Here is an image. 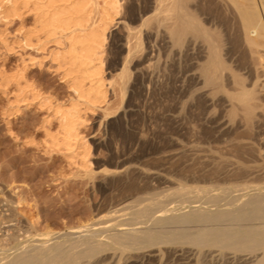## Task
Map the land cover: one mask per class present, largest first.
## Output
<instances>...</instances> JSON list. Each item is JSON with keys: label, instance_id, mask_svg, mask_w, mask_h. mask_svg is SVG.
Segmentation results:
<instances>
[{"label": "rangeland", "instance_id": "1", "mask_svg": "<svg viewBox=\"0 0 264 264\" xmlns=\"http://www.w3.org/2000/svg\"><path fill=\"white\" fill-rule=\"evenodd\" d=\"M97 1L102 3V0ZM118 1L119 11L108 34L103 53L102 70L106 79L103 88L106 91L107 102L95 107L89 104L81 105L84 121L79 130L83 141L81 147H75L73 151L66 150L63 146L49 144L51 141L49 134L58 130L54 107L59 103H67L72 95L65 81L69 78H63L64 68H58L57 63L46 54L52 48V44H48L47 52L24 46V37H28L31 30H35L31 5L28 7L19 5L20 16L10 14L8 7L4 8L6 12L0 9V214L2 215H0V221L2 220L0 226L6 224L7 228L11 227L9 226L12 223L11 218L17 216V207H19L17 196L20 197L17 199L25 200L27 210L29 209L28 214H31L35 222L33 224H36L34 229L30 228L29 237L35 238L38 234L45 233L48 237L54 238L69 229L65 228L66 225L70 228L83 227L90 221H96L98 217L101 220L102 214L120 215L123 212L116 211H120L122 206L129 207L136 204L138 198L140 200L144 198L143 195L149 197L166 192L168 188H175L176 183H182L179 180H185L187 176L185 182L188 181L189 184L190 175L206 177L209 174L208 176L218 177L220 174L222 177L227 173L232 175L235 170L239 171L245 165L248 166V161L251 165L264 161V150L262 151L264 117H259V120L250 124L253 128L249 125L247 129L239 124V118L231 117L234 125L231 124L230 127L232 121L224 111L222 92H219L221 95L218 93L219 97L216 95L215 98L214 94L210 97V90L203 88L196 76L199 65L206 59L208 41L214 34L220 35L222 43L224 42V48L222 46L224 57L231 56L234 67H240L242 71L250 61L245 48L246 39L254 41L257 44L255 49L258 51L263 50L264 0H225V2L222 0V3L218 2L219 0H188L187 5L192 9L184 10L192 13L198 31L193 35L191 30H186L181 42L174 36L171 39L175 42L169 39L170 33L166 36L169 28L177 24H175L177 19L175 18V21L173 17L181 11L175 7L178 0H168V2L165 0L167 5L162 7L165 9H155V0ZM164 13H167L168 18L172 17L171 23H168L170 22L168 18L163 20L166 15H163L164 18L161 16ZM157 15H160L159 19ZM166 21L169 28L165 27V29L168 31L161 28ZM127 25L134 28L131 29L134 33L131 32L130 41L137 36L136 43L139 42V45L134 43L135 40L131 42L134 52L131 49V54L128 55L123 44L127 33L124 29ZM133 43L136 45L133 46ZM137 46L138 48L135 49ZM122 67L125 71L121 72ZM16 74H22L19 75V81L11 78ZM221 116L226 117L221 119ZM220 125H224L223 128ZM250 131H254L253 135ZM261 135L262 137L258 138ZM240 137L241 140L243 138V142H239ZM245 138L250 141L249 145L253 144L258 148L256 150V147L250 145L256 152L261 153L262 160L257 158L256 154L236 151V144L247 143V139L246 143L244 142ZM252 138L255 143L251 141ZM193 140L195 144H202L200 145L202 148L206 145L204 147L206 150L216 149V153L209 151L214 152L211 153L213 155H220L223 152L226 159L216 158L218 161H224L218 166L219 162L214 159V162L213 160L199 162L190 152L186 154L180 151L185 143L189 144ZM223 145L228 146V149L232 146L233 148L230 150L226 148L227 152L229 151L227 153ZM227 154L232 156L229 157ZM234 157L237 161L242 158L239 164L244 166L238 167V164L236 167L239 169L228 167L231 158L236 161ZM253 160L255 163L252 162ZM85 161L90 162V167H82ZM186 162L191 164L187 165ZM197 162L198 165L193 167ZM210 163H214L211 168ZM204 167L206 171L203 170ZM192 168H197L196 172L193 173ZM215 168L217 171L214 170ZM115 170L118 172L116 173ZM176 176H180L181 179ZM9 186L12 190H7ZM14 189L19 193L16 194ZM130 190L132 191L129 193ZM10 193L11 195H7ZM138 193H141L140 196ZM18 194L25 195V199L21 198L23 195ZM11 196L10 200L14 199V204L12 201L9 203L14 209L11 210L12 212L7 202V198ZM132 199L134 202H131ZM126 200L130 203L127 204ZM33 208L34 210L30 212ZM5 209L8 214L5 213ZM5 217H10L8 222L5 221L7 220ZM21 219L24 221L23 218ZM42 226L45 227L44 230ZM4 228L5 225L0 227V234L3 233ZM152 234L160 240L152 239L151 244L148 243L150 245L140 244L142 249L137 245L128 248L104 241V244L97 245L94 250L80 255L81 257L75 262L68 264H245L241 254L249 252L240 251L237 246H207V244L200 246L199 240L193 237L181 241L171 239L170 236L157 231ZM76 240L78 237L70 235L61 241L62 247H70ZM115 251L118 254L117 252L115 254ZM233 252L236 253L234 258ZM4 253L0 251V254L4 255ZM253 253L261 256L262 251L255 250ZM259 264H264V259Z\"/></svg>", "mask_w": 264, "mask_h": 264}, {"label": "bare ground", "instance_id": "2", "mask_svg": "<svg viewBox=\"0 0 264 264\" xmlns=\"http://www.w3.org/2000/svg\"><path fill=\"white\" fill-rule=\"evenodd\" d=\"M166 1L168 2V0ZM220 1L222 3V0H219L218 2ZM187 2L188 0H178L177 5H175L177 9L181 10L179 12L177 11L178 13L176 14L175 17H173L175 21L177 19V21L175 22V24L177 23L176 26L172 25V27L170 28L167 27L168 26L167 22L170 21L168 23H171L172 17L168 18L169 16L167 17V13H164L161 16L162 18H164L163 15H166L163 20L168 18L167 19L168 21L165 22L166 26L164 24L163 26H161V28L163 27L165 29V27H167L170 29L169 31L165 29L166 31H168L166 36L167 35L169 36V33L172 35V36L170 35L169 39L173 38L174 36L177 38V40L181 42L184 33L188 29L191 30L193 35L197 34L198 26L193 22L192 13H188L186 10H184V9H192L187 5ZM223 2H225V0ZM154 4L156 5V6L154 5L155 9H160L163 7V5L165 7L166 3L165 0H155ZM223 4L225 5V3ZM19 5H21L22 7H28L31 5L33 8L32 11L34 12L35 30L33 31L31 30V33L28 35V37L26 36L24 37V42H25L24 46L33 47V48L35 47L37 50L46 51L48 50L47 49L48 44H52L51 45L52 48L50 47L51 49H49L48 53L46 54L48 55V57L51 58L52 61L57 63L58 68L59 67L64 68L63 69L64 71L62 72L63 78L64 77L65 79L66 77L69 78L68 80L65 81L67 82V87L71 90L72 95L70 99L68 98L69 100L67 103L64 104L59 103L56 104L54 107V116L56 117L58 122V126H57L58 130L53 134H49V137L51 139L49 144H52L57 147L63 146L66 148V150H72L73 148L79 146L81 147V142L83 141V138L80 135L81 133L79 129L84 121L83 119L84 115L82 114L83 109L81 105L89 104L90 106L95 107V106H99L104 102H107L106 101L107 95H106V91L104 90L105 88L104 82L106 79L103 76V70H102V64L104 59L103 53L105 51L104 47L108 34L110 33V30L112 29V26L115 23L116 16L119 11L118 10V8L120 7L119 1L102 0V3H98L97 0H0V9L3 10V12L5 10L6 12V9L4 8L8 7L9 10L8 12H10V14L12 13L13 16L21 15V13H19L20 11V9L18 8ZM159 17L160 15L158 16V19ZM155 23L158 26L156 21ZM123 28H125V26ZM131 29L134 30V28L133 27L130 28L129 25H127L126 28L124 29L127 32L124 36L125 40L123 43L125 44V47L127 49L126 55L131 54V51L133 50L131 42L132 41L134 42L135 40L134 43H136L137 41L136 40L137 36H134V34L133 36L135 39L133 40L131 39L132 41H130V34L134 33ZM33 40L35 41L34 43ZM171 40L174 41V39ZM179 41L177 42L179 43ZM134 43L133 46H135L136 44L139 45V42L136 43L135 45ZM223 43L220 39V35L214 34L212 36L211 40L208 41V44L206 46V59L203 63L199 65L198 73L196 76L202 87L208 88L210 90L209 91L210 97L213 94L214 97L216 95L218 96V93L222 92L224 96L223 107H224V111L226 112V116L229 117L228 119H231V117H233V119L239 118L238 119L239 124L240 125L242 124V127L244 125V128L246 127L245 129H247L249 128L247 126H249L250 124L252 125V123L255 120H259L260 119L259 117H264V48L263 50L258 51L257 49H255V45L257 44L254 41H251V39H246L245 48L248 52L249 55L248 59L250 61L248 60L249 63L243 67V71H242V68L234 67V64H232L233 60L231 56L224 57V52L222 49ZM137 48L138 46L135 47V49ZM221 50L223 55L221 53ZM123 70L124 67H122L121 72ZM19 75L22 76V74H16L15 76H13L14 78L13 77L11 78L17 79L16 81H19L18 79L20 78ZM12 79L8 78V80H12ZM191 93L193 94V91ZM219 95L221 94L219 93ZM211 99L212 98H210V100ZM179 114L180 112L178 113V115ZM226 116H221L222 117L221 119H224L223 117ZM235 116H239V117H235ZM228 121L230 122V120ZM231 121L232 122H230V127L231 124L234 125L233 122L234 120L231 119ZM229 122H226V124H229ZM223 126L220 125L221 128H223ZM193 128L196 129L195 127ZM240 129L243 130V128ZM240 129L239 131H241ZM248 131L249 129L246 130V133ZM191 132L193 131L191 130ZM251 132H252L251 135H253L254 131H250V133ZM247 136L248 135L246 134V137ZM261 137L262 135L259 136L258 138ZM236 139L238 140V137H236ZM239 139H240L239 142L243 140V138L241 140V137ZM246 139L247 138L244 139V142L246 141ZM253 140L254 139L252 138L251 141ZM230 141L232 142V140ZM248 142L250 143V141L247 139V143L245 142L246 144L244 145L243 143H241L242 145L236 144L235 147L236 151L246 154H256V157L260 158L261 153L259 151L256 152L253 149V147L256 146L250 144L253 146L252 147L248 144ZM226 143L229 144L228 142ZM185 144L181 147L182 149L180 151L184 153L186 152V154L187 152H190L199 162L203 160L205 161L210 160L211 162V160L213 159L216 161H218V159L219 160L224 158L226 159L225 157L226 155H224L223 152H221L223 155L222 154L213 155L211 153L214 152L210 153L209 151L210 150L215 151L216 149L206 150L204 149L206 145H204V147L202 148V146H200L202 144L200 145H198V143L195 144L194 140L191 143L189 142V144L186 145ZM227 147L228 146H225L224 150H226ZM230 148H233V146L227 149L230 150ZM256 150H258L257 147ZM263 150L264 149H262V151ZM218 151H220V149H218ZM219 153L217 152V154ZM227 153H229V151ZM231 153H233V151ZM230 155L232 156V154ZM230 155L228 156L230 157ZM232 158H231L232 162L230 161L229 163L228 161V164H230V166L227 164L228 167L232 168L231 166H233L235 168L236 166H238L239 163L241 164L240 161L242 158L240 159V161H237L235 157L234 158L236 161H233ZM260 159L262 160L263 158ZM192 160L193 159H191L190 161ZM254 160L252 161L253 163H255ZM218 162L219 163L216 164L219 166L220 162L222 161H218ZM204 163L202 164L204 165ZM257 163L259 162H256L255 165H251V163H249L248 161V166L245 165V167L247 166L246 168L243 167L240 169L238 167H242L244 165L240 166L239 164V166L236 167V169L238 168L239 171L235 170L236 172L234 171L232 175H228L229 173H227V175L224 174L225 176L222 177H220V174L218 177L213 175L208 176L209 174L207 175L208 177L207 176L205 177V175L204 177H199V176L197 177L195 175L193 176L190 175L191 177L189 176V178L192 182V183L190 182L191 184L190 183L187 184L188 181L185 182V180L188 177L187 176L185 177L186 179L184 178L185 180L183 179L179 180L182 183L175 182L177 184V187L175 188H171V189L168 188L169 190L166 189L167 190L166 192L153 196L150 195L149 197H145V195H143L144 198H142L141 200L138 198L139 201H137L136 204L134 203V205H131L129 207H127V205L126 207L125 205L124 207L122 206L120 211L119 210L116 211V212H123L120 215L114 216V215L102 214V216H100V218L103 219V220L101 219L102 221L99 220L98 217L96 218L97 219L96 221L94 222L90 221L89 224L83 227L70 228V226L66 227L67 226L66 225L65 228H69V229L67 231H64L63 233H60L58 236L54 238L48 237L47 234L45 233H40V234L37 233L38 236L35 238L29 237L31 233L30 228H33L36 224H33L35 223L33 222L34 218H31L32 217L30 216L31 214L30 215L28 214L29 209L27 210V203L24 202L25 195L20 194L23 195L21 198H24L23 199L24 201H22L21 199H17L18 196L16 195L17 196L16 200H18L19 203L18 205L19 207H17L18 209L16 208L17 216L11 218L10 222L12 223L11 225H9L11 227L7 228L6 227L7 225L3 224L7 229L4 228L3 233L0 234V251L5 252L4 255L0 254L3 255L2 257H0V264H68L71 262L73 263V261L75 262L78 257L82 256V254L94 250L96 246L101 243L104 244V241H110L111 243L113 242V244L116 243L123 247L128 246V248H130L129 246H133V245L139 246L141 244L142 246V244L144 243L151 244L152 239H154V241L160 240L158 237L152 234L155 231L160 232L161 234L168 235L170 236L169 238L171 239H179L181 241L188 240L193 237L199 240L198 244L200 246L203 244L204 245L207 244V246L208 245L237 246L238 250L240 251H249L241 254L242 257L240 256L242 260L245 261V264H251L253 262L254 264H259L260 261L264 259V161H262L259 164ZM213 164L214 163L212 164L210 163V168L213 167ZM197 165L198 162L193 167ZM203 165H201V167ZM84 166L90 167V162L85 161L82 167ZM172 166L174 167V164ZM205 167L203 170L206 171ZM216 168L214 169L215 171H217ZM219 168H221V166ZM196 169H193V173L196 172ZM203 170H200V172ZM118 171H116V173ZM190 171L188 172V174H190ZM209 171L210 170H208V172ZM227 171L228 170H226V172ZM123 172L125 174V171ZM181 173H183V171H181ZM218 173H220V171H218ZM218 173L216 175H218ZM181 175L182 174H180V176ZM179 177L177 178L178 179L182 178V176L181 178ZM130 185L132 186V184ZM8 189L10 190L11 187L7 188V190ZM15 189L18 190L17 187H15ZM16 190L15 192L17 194L18 191ZM140 190L143 191L142 189ZM131 191L132 190H130L129 193ZM11 193L13 194V192ZM11 193L7 195H11ZM139 194L141 193H138V195ZM133 195L135 194L133 193ZM138 195H136V197ZM12 196L11 198L10 197L7 198L8 208L11 207L10 211L14 210L12 209V206H9L10 205L9 203H11L12 201L10 200L12 199ZM126 197L127 196H125V198ZM8 200H10V202ZM128 201L126 200L125 202L129 204L130 202L128 203ZM131 202H134L133 199ZM33 210L34 208L30 210V212ZM2 213L4 214V211H2ZM5 213H7V210ZM34 215L36 216V214ZM10 217L9 218L5 217L7 219L5 221L8 222V219H10ZM21 218H23L24 221ZM44 228L45 227H43L42 229L44 230ZM58 232H60V230ZM70 235H75V237H78V240L73 242L72 246L70 247H62L61 241L66 239ZM107 245L106 247H108ZM144 247L146 246L144 245ZM138 248L140 249L141 247L139 246ZM255 250H261L262 251L261 256L255 255L253 253V251ZM116 252L117 251H115V254ZM235 254L236 253L233 252V258Z\"/></svg>", "mask_w": 264, "mask_h": 264}]
</instances>
